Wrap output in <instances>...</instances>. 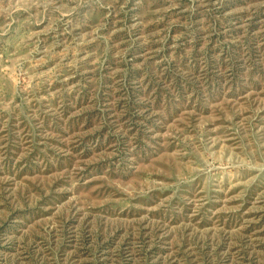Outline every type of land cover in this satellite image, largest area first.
Returning <instances> with one entry per match:
<instances>
[{
	"label": "rangeland",
	"instance_id": "374dc122",
	"mask_svg": "<svg viewBox=\"0 0 264 264\" xmlns=\"http://www.w3.org/2000/svg\"><path fill=\"white\" fill-rule=\"evenodd\" d=\"M0 264H264V0H0Z\"/></svg>",
	"mask_w": 264,
	"mask_h": 264
}]
</instances>
